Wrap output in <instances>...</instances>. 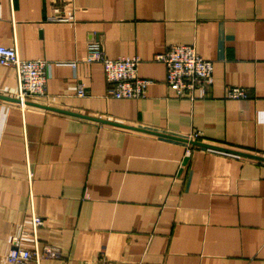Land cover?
Instances as JSON below:
<instances>
[{"label":"crops","instance_id":"0c3cea01","mask_svg":"<svg viewBox=\"0 0 264 264\" xmlns=\"http://www.w3.org/2000/svg\"><path fill=\"white\" fill-rule=\"evenodd\" d=\"M92 42L138 56L146 96H110ZM172 44L214 62L207 97L168 86ZM0 46L50 65L45 107L0 98V264L15 237L60 248L40 264H264V160L96 119L264 156V0H0Z\"/></svg>","mask_w":264,"mask_h":264},{"label":"built area","instance_id":"2783aa9c","mask_svg":"<svg viewBox=\"0 0 264 264\" xmlns=\"http://www.w3.org/2000/svg\"><path fill=\"white\" fill-rule=\"evenodd\" d=\"M53 20H68L61 15L52 16ZM87 62H99L103 65L108 83V94L115 98H142L146 96L149 78L139 74L141 59L138 56H123L110 58L103 46L92 42L87 48ZM166 68V82L176 96L190 100L207 97L214 82V62L202 56L194 44H172L155 56ZM0 63L15 67L18 76L19 89L16 98L25 107L31 101H37L47 96V81L49 63L44 59H24L14 47L0 46ZM79 94L84 95L81 85ZM228 98L241 99L248 96L247 90L241 86H231L226 92ZM191 139H200L195 133ZM36 227L44 225L41 216H34ZM62 255L60 248L46 244L26 247L22 245L21 237L13 239V247L8 253L12 264H40L43 258H57Z\"/></svg>","mask_w":264,"mask_h":264},{"label":"water","instance_id":"95a60500","mask_svg":"<svg viewBox=\"0 0 264 264\" xmlns=\"http://www.w3.org/2000/svg\"><path fill=\"white\" fill-rule=\"evenodd\" d=\"M0 98H4V99H7V100L20 101L18 98L10 97V96L3 95V94H0ZM29 104H35V105H38V106H41V107H45V105H41V104H37V103H33V102H29ZM50 109H55L57 111H62V112H67V113L74 114V115H82V116H87L88 117V115H85V114H79L77 112L64 110V109H60V108H50ZM96 119L104 121V122H107V123H111V124L127 127V128H132V129H136V130H140V131H144V132H149V133H153V134H157V135H161V136L170 137V138H173V139L189 142V143H191L193 145H198V146H202V147H208V148L222 150V151L233 152V153H237V154H241V155L257 158V159H260V160H264V156H261V155L255 154V153L244 152V151H240V150L227 148V147H224V146H220V145H216V144L200 141V140H197V139L183 138V137H179V136H175V135H171V134H166V133H162V132H158V131H154V130H150V129H146V128H142V127H138V126L127 125V124H123V123H119V122H115V121H111V120H104V119H101V118H96Z\"/></svg>","mask_w":264,"mask_h":264}]
</instances>
